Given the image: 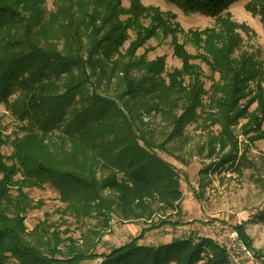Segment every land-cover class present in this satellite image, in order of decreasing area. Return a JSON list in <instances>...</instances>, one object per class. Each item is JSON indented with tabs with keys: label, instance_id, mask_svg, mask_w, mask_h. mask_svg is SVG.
<instances>
[{
	"label": "trees",
	"instance_id": "1",
	"mask_svg": "<svg viewBox=\"0 0 264 264\" xmlns=\"http://www.w3.org/2000/svg\"><path fill=\"white\" fill-rule=\"evenodd\" d=\"M164 1L215 19V26L188 35L194 54L179 41L173 14L140 0H130L128 8L122 0H55L48 13L45 0H0V102L11 109L22 133L10 138L0 131V264H80L97 258L98 264H231L209 237L140 243L156 228L180 224L154 217L178 212L183 199L175 167L156 151L163 145L142 128V112L154 110L168 120L172 142L188 124L219 123L220 149H232L230 128L241 119L245 131L257 136L251 139L264 138V67L241 49L239 30L247 27L229 12L238 0ZM245 8L264 22V0H250ZM160 34L172 37L173 54L182 62L164 76V55L148 60L137 54ZM196 60L211 72L208 89ZM111 87L113 95L105 91ZM221 158L222 164L235 159L232 151ZM45 185L56 189L78 218L116 211L124 219L151 223L108 253L63 255L56 232L55 243L28 240L25 214L35 205L24 188ZM234 229L252 246L244 224Z\"/></svg>",
	"mask_w": 264,
	"mask_h": 264
},
{
	"label": "rangeland",
	"instance_id": "2",
	"mask_svg": "<svg viewBox=\"0 0 264 264\" xmlns=\"http://www.w3.org/2000/svg\"><path fill=\"white\" fill-rule=\"evenodd\" d=\"M144 6L158 7L161 11L174 15L172 22L177 25L179 41L185 43L188 52L194 54L195 46L189 41L188 35L194 31H202L215 26V19L200 13L187 14L176 5L164 0H140ZM250 0H238L229 8L230 18L244 24L247 29L239 30L242 36L241 49L251 53L264 67V22L260 16L253 15L245 8ZM55 0H45L43 9L46 13L55 9ZM124 8H128L130 0H122ZM171 22V23H172ZM132 38L134 33L130 32ZM126 42L124 49L128 47ZM59 43L58 47H61ZM138 55L145 54L148 60L159 56L166 57L165 72L181 67V60L173 54L171 36L159 35L151 38L138 49ZM204 72L205 88L211 85V72L199 60ZM218 79V75H215ZM113 95L114 87L105 89ZM14 95L11 101H16ZM253 110L252 108H250ZM198 112L200 110H197ZM212 111L208 112L210 116ZM141 125L147 135L155 143L163 145L156 148L160 156L170 162L181 180L183 199L177 211L158 213V218L179 221L177 225H166L148 232L141 244L168 243L174 239L206 237L220 246L236 225L244 224V232L252 247L264 252V138L251 139L249 133L242 127L245 119L239 120L232 130L235 145L221 150L218 144L221 134L219 123L196 127L188 124L182 135H177L174 141L167 138L171 123L163 119L154 110L144 111L140 115ZM20 123L12 111L0 102V131L3 136L14 138L19 132ZM264 128V124H263ZM257 135V134H256ZM213 142V143H212ZM5 154L11 152L8 145L2 146ZM232 151L233 162L222 164L226 153ZM34 207L25 214V226L28 240L42 237L47 243H55L58 233L59 248L65 253L78 251L84 253H108L138 236L151 220L124 219L114 211L108 216L93 211L84 217H76L66 209V204L59 198L56 189L49 185L37 188H24ZM13 193L16 192L13 190ZM42 226L43 228H40ZM209 249V253H210ZM99 259L83 261L80 264H98ZM174 264V263H170ZM198 264H203V261Z\"/></svg>",
	"mask_w": 264,
	"mask_h": 264
},
{
	"label": "built area",
	"instance_id": "3",
	"mask_svg": "<svg viewBox=\"0 0 264 264\" xmlns=\"http://www.w3.org/2000/svg\"><path fill=\"white\" fill-rule=\"evenodd\" d=\"M220 244L219 247L231 264H264V252L249 246L236 229L230 230Z\"/></svg>",
	"mask_w": 264,
	"mask_h": 264
}]
</instances>
